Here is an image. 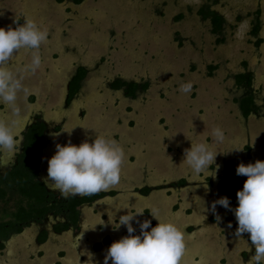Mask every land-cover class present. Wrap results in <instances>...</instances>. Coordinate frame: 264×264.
<instances>
[{
	"label": "rangeland",
	"instance_id": "rangeland-1",
	"mask_svg": "<svg viewBox=\"0 0 264 264\" xmlns=\"http://www.w3.org/2000/svg\"><path fill=\"white\" fill-rule=\"evenodd\" d=\"M202 1L85 0L73 5L69 0H0V27L14 28V19L19 24L30 19L47 31L46 41L38 49V69L23 70L36 50L21 49L9 61L8 67L29 92L17 93L14 108L0 109V121L14 128L18 122L38 114L50 127L54 123L61 125L50 135L53 145L46 151L48 157L57 143H90L96 134H104L123 152L120 181L114 188L126 191L144 182L154 185L179 177L190 182L178 194L166 196L163 186L164 189L143 200L128 191L125 196L117 195L114 201L99 203L97 211L85 210L82 237L78 244L70 239L72 245L82 244L88 250L89 243L115 232L109 222H115L127 210L130 214V204L136 209L148 205L158 211L159 218H168L183 228L192 220L203 218L210 211L211 201L219 198L216 186L206 187L202 183L204 177L221 172L234 175L238 163L247 164L243 151L247 144L251 146L252 162L264 160V119L240 118L232 102L235 91L229 78L241 71L242 61H246L253 74L258 102L264 109V0H218L215 8L226 21L222 43L216 42L207 24L194 14ZM255 10H260L261 20L262 42L258 47L250 35V18ZM178 14L183 17L176 21ZM230 24L232 27H228ZM176 32L181 43L176 41ZM209 64L218 65L213 73ZM76 65L85 66L88 73L79 96L65 107L66 81ZM117 75L126 79L143 77L150 86L144 94L128 100L120 91L108 88L109 81ZM189 82L191 91L180 92V85ZM217 127L224 134L220 143H214L210 135ZM205 134L207 142L214 144L213 150L219 153L214 169L210 171L209 165L206 171L194 174L182 162L183 150L190 146L186 138L197 139ZM178 201L180 207L172 213L171 205ZM189 205L193 207L191 215L185 212ZM215 210L218 214L222 208L216 205ZM141 217L138 218L143 221ZM228 225L222 227L226 230L224 239H212L218 243L217 248L209 246L202 254L188 251L180 264H194L195 255L207 261L212 254L218 258L219 250L226 251L233 260L241 250L250 252V245L241 240L242 235L235 236ZM57 248L54 243L50 245L45 254L46 264L54 261ZM64 248V264H72L75 261L71 258L75 256L69 254L68 246ZM94 257L86 259L102 264Z\"/></svg>",
	"mask_w": 264,
	"mask_h": 264
},
{
	"label": "flooded vegetation",
	"instance_id": "flooded-vegetation-1",
	"mask_svg": "<svg viewBox=\"0 0 264 264\" xmlns=\"http://www.w3.org/2000/svg\"><path fill=\"white\" fill-rule=\"evenodd\" d=\"M83 1L75 2L69 0L73 5H80ZM218 0H203L195 9V16L199 21L206 23L207 27L212 34L216 42L222 43L225 40V28L226 21L224 16L219 12L215 5ZM207 9V10H206ZM204 12H214L222 18L220 33L213 31V25L209 16L204 17ZM159 13V11L157 10ZM250 18V35L254 37L253 44L258 47L262 42L259 37L260 31V10H255L251 14ZM183 14L176 16V21L180 20ZM238 19L239 16L237 17ZM237 19V20H238ZM257 25V31L254 32ZM228 27H232L230 24ZM176 41L182 42V38L176 32ZM221 38V40L219 39ZM217 64H209L208 69L210 73H213L217 69ZM79 68L84 69V75L80 79L78 86H75V90L70 95V84L73 78L78 73ZM246 61H242V70L230 75L232 78L234 88V98L232 102L236 105L238 115L243 121L249 120L251 117H263L264 109L258 102V93L253 87V74L247 69ZM249 73L252 79V88L255 92V104L256 108L251 110L246 115L240 110L239 104L235 98L242 92L240 85L236 82V77L242 73ZM88 73V68L83 65H76L70 76L66 81L65 93L63 97V104L65 107L69 106L73 99L77 98L81 93L84 80ZM117 80H123L127 83H134V93L132 95L127 93V85L115 86ZM143 84L146 87L142 88ZM109 90L120 91L124 98L128 100H134L139 95L144 94L150 84L149 81L143 77L126 79L121 76L113 77L109 83ZM34 97H31L33 99ZM5 108V105L0 104V109ZM82 115V111L80 112ZM61 125L54 123L52 127L38 114H33L25 121L18 122L17 126L13 128L15 132V139L17 141V147L13 153L9 154L6 151H0V264H46L45 254L47 253L50 245L54 243L58 248L56 249V258L51 264H64V259L67 255L64 247L68 246L71 251L69 252L72 257V264H92L88 261L91 256H96L98 260L103 261L105 250L108 245L118 240L120 237L127 235L126 229L123 225L112 232L106 233L97 240L89 243V249H85L82 244L79 247L77 244L82 235V217L85 210L93 209L97 211L96 206L100 203L111 202L116 199L117 195H126L129 191L131 194L137 196L138 199L147 200L149 195L157 190L166 188V196L172 193L178 194V192L187 187L190 182L186 177H179L173 180L166 181L165 183L149 184L144 182L142 185H136L129 190H122L114 188V186L106 189H101L94 193L89 194H64L59 190L51 186L50 182H46V167L47 158L46 151H50V147L53 145V139L50 137L52 133L58 131ZM117 137V136H116ZM245 161L246 163L252 162L251 146L248 144L244 147ZM131 160H135V157L131 156ZM214 169V165L210 166V171ZM214 176H206L202 180V183L208 186H216L219 197L224 196L229 199L231 207L236 206V202L233 201L235 193L242 187V183L246 177L231 175L225 172L214 174ZM241 180L240 183L238 181ZM178 199V197H177ZM144 202L145 201H137ZM213 201H211L212 204ZM181 201L175 202L171 205V209L174 213L175 209L180 207ZM210 204V205H211ZM145 211L142 214L144 220L147 219L151 222V226H155L157 221L151 217L150 211L152 208L148 205L141 206ZM222 211L217 214L216 210L213 212L209 206L210 211L205 214L200 220L196 222L192 220V223L185 225L182 230L185 234V251L184 253L191 252V254H202L209 246L217 248L218 243L213 241L214 237L224 239L223 235L226 234L227 225L230 224L233 231L236 229V221L234 215L228 209L223 207ZM185 212L188 215L193 213V207L191 205L185 208ZM136 207L130 204V214H134ZM104 217L107 216L103 213ZM185 215V214H184ZM216 216H219V221L216 220ZM136 216L134 219L140 221ZM118 219L117 217L115 220ZM165 220H168L165 219ZM181 222V221H180ZM104 227V224H102ZM183 226V225H182ZM115 227V225L113 226ZM135 229L133 234H139V228L137 223H133ZM220 228V231L218 230ZM100 229V228H99ZM113 229V228H112ZM70 239L73 243L72 245ZM241 240H244L248 245L247 234H242ZM222 243V241H219ZM203 245V246H201ZM219 250V249H218ZM250 252L241 250L238 253L236 259L228 257L226 251L219 250L221 255H211V261H207L205 257L195 255L193 258L194 264H252L251 257L254 255V251ZM218 254V253H217ZM95 258V257H94ZM93 258V259H94ZM182 258V257H181ZM205 258V259H204ZM217 258V259H216ZM43 259V260H42ZM96 260V259H94ZM93 260V262H94ZM217 261V262H216ZM96 262V261H95ZM182 263V262H181ZM110 264V263H109ZM264 264V261L261 262Z\"/></svg>",
	"mask_w": 264,
	"mask_h": 264
},
{
	"label": "clouds",
	"instance_id": "clouds-1",
	"mask_svg": "<svg viewBox=\"0 0 264 264\" xmlns=\"http://www.w3.org/2000/svg\"><path fill=\"white\" fill-rule=\"evenodd\" d=\"M13 23L16 24L14 28L0 27V104L9 108L15 107L17 93L27 95L29 92L22 84V79L8 67L9 61L21 49L36 50L32 53L30 63L23 69L25 72H34L41 65L38 49L47 38V31L33 20L26 19L19 24L14 19ZM191 88L190 82L184 83L180 85L179 91L189 93ZM63 132L70 134L71 130ZM207 135L197 139L184 136L190 146L183 150L182 162L194 174L204 172L209 165H214L219 153L213 150L214 144L207 142ZM210 135L214 143L224 140V134L218 127L213 128ZM16 147L13 127L0 121V151L11 154ZM54 147V153L47 158L44 180L61 193L89 194L119 183L123 152L115 141L104 134H96L90 143L83 140L79 144L57 143ZM218 167L215 165V168ZM235 174L246 177L242 187L235 193L236 206L231 207L229 199L221 196L210 207L214 212L216 205H219L233 213L236 221L234 235L241 237L247 234V241L254 251L252 264H261L264 261V160L238 163ZM144 212L143 208H138L134 214H129L127 210L115 222L113 219L109 222L114 230L123 225L127 235L108 245L102 264H109V261L111 264H180L185 251L182 228L170 220L159 218L155 209L149 212L157 221L155 226H151L147 219H134ZM215 218L217 221L220 219L219 216ZM133 223L138 224L139 234H133ZM228 226L231 227L230 224Z\"/></svg>",
	"mask_w": 264,
	"mask_h": 264
},
{
	"label": "trees",
	"instance_id": "trees-1",
	"mask_svg": "<svg viewBox=\"0 0 264 264\" xmlns=\"http://www.w3.org/2000/svg\"><path fill=\"white\" fill-rule=\"evenodd\" d=\"M75 2H80L81 0H74ZM207 10V9H206ZM202 14L204 17L209 16L211 19V23L213 25V31H215L216 33H220V29H221V23H222V18L215 14L214 12H204V10H202ZM257 25L255 26L254 32L257 31ZM221 40V38H219ZM84 69L83 68H79L78 73L75 75V77L73 78L72 83L70 84V95L69 97L72 95L73 91L75 90V86H78L80 83V79L83 77L84 75ZM236 82L240 85V88L242 90V92L235 98L236 102L239 104L240 110L243 112L244 115H246L247 113H249L251 110H254L256 108V104H255V92L253 91L252 88V79H251V75L247 72L239 74L236 77ZM121 85H127L126 89H127V93L132 95L134 93V83H127L126 81L123 80H117L115 83L116 87H119ZM146 87V84H143L142 88ZM241 180L238 181V183H240ZM234 202L237 203L236 198L233 199Z\"/></svg>",
	"mask_w": 264,
	"mask_h": 264
},
{
	"label": "bare ground",
	"instance_id": "bare-ground-1",
	"mask_svg": "<svg viewBox=\"0 0 264 264\" xmlns=\"http://www.w3.org/2000/svg\"><path fill=\"white\" fill-rule=\"evenodd\" d=\"M75 111H76V110H75ZM64 139H65V138H64ZM63 142H64V141H63ZM63 142H62V143H63ZM64 144H65V143H64ZM190 219H191V218H190Z\"/></svg>",
	"mask_w": 264,
	"mask_h": 264
}]
</instances>
